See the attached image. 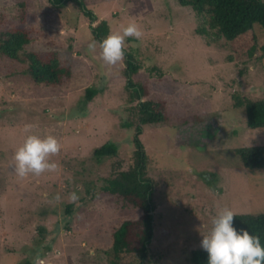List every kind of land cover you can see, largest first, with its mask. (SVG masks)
Listing matches in <instances>:
<instances>
[{
  "label": "rangeland",
  "instance_id": "obj_1",
  "mask_svg": "<svg viewBox=\"0 0 264 264\" xmlns=\"http://www.w3.org/2000/svg\"><path fill=\"white\" fill-rule=\"evenodd\" d=\"M19 1L0 0V29L19 24ZM32 2L37 37L24 50L59 51L74 78L37 85L20 63L0 54V264H109L114 228L141 214L102 190L113 170L133 163L140 124L129 109L124 57L103 62L99 42L90 52V19L76 3ZM85 2L111 32L131 20L140 26L141 38H126V50L142 66L134 79L147 83L145 99L167 102L169 122L144 124L140 135L154 182V238L145 259L130 254L123 264H193L192 250L202 248V234L223 207L264 212V168L244 167L235 151L264 146V128L247 127L246 110L233 96L264 98V54L227 60L225 49L204 43L195 12L177 0ZM254 29L264 45L263 29L257 23ZM88 87L99 89L91 100ZM32 133L60 140L61 151L51 156L59 167L20 177L14 153ZM188 136L202 144L183 142ZM106 142L119 146L118 155L96 157Z\"/></svg>",
  "mask_w": 264,
  "mask_h": 264
},
{
  "label": "trees",
  "instance_id": "obj_2",
  "mask_svg": "<svg viewBox=\"0 0 264 264\" xmlns=\"http://www.w3.org/2000/svg\"><path fill=\"white\" fill-rule=\"evenodd\" d=\"M53 5L66 6L74 2L90 19L93 38L100 42L111 32L107 19H100L85 0H49ZM182 6L193 9L200 26L196 30L208 46L225 49L229 61H247L258 51L264 54V45H260L254 24L264 31V0H177ZM18 8L19 24L13 28L0 29V54L22 65V73L37 85L63 86L74 78L73 66L66 62L57 50L25 51V47L37 37L33 25L37 14L32 0H20ZM124 74L127 77L126 88L129 92V109L139 119L134 137L135 149L133 163L127 169L113 170L105 178L102 190L121 201L123 208H133L141 212L138 217L125 218L113 230V244L109 253V264H123L126 256L133 254L145 259L151 249L154 238V211L152 200L153 179L148 175V154L141 140L144 124L156 126L169 122L166 100L145 99L150 91L146 82L136 81V75L142 68L140 61L128 50L124 55ZM154 68V67H153ZM98 88H87V100H91ZM235 105L246 110L247 127L264 128V98L252 99L234 93ZM135 104H132L134 103ZM184 125V126H183ZM182 126L187 132V123ZM127 126H131L127 123ZM193 135V134H191ZM183 136H181V139ZM192 137V136H191ZM186 137L183 142L202 144L200 138ZM179 141L181 140L178 136ZM182 142V141H180ZM204 142V141H203ZM241 164L247 168H264V146H245L236 150ZM119 146L106 142L95 148L96 157L117 156ZM233 223L237 228L245 227L260 237L264 244V212L235 213ZM208 253L203 248L193 249V264H208ZM25 264H34L27 260Z\"/></svg>",
  "mask_w": 264,
  "mask_h": 264
},
{
  "label": "clouds",
  "instance_id": "obj_3",
  "mask_svg": "<svg viewBox=\"0 0 264 264\" xmlns=\"http://www.w3.org/2000/svg\"><path fill=\"white\" fill-rule=\"evenodd\" d=\"M143 35L142 29L134 21L121 25L120 30L110 32L100 42L99 58L107 64L122 60L127 48L126 38L137 39ZM97 41L92 39L88 49L95 55ZM60 140L54 134H29L16 148L14 170L20 177L28 174L39 175L45 171H54L59 165L51 156L61 151ZM55 199L60 200L59 193ZM79 200L77 192L70 193V202ZM234 211L225 206L211 220L212 227L202 234L201 247L208 253V264H264V244L257 234L248 228H237L233 223Z\"/></svg>",
  "mask_w": 264,
  "mask_h": 264
}]
</instances>
